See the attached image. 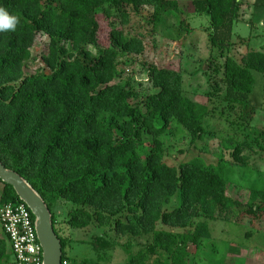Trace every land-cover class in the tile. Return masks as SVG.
Masks as SVG:
<instances>
[{"label":"trees","instance_id":"obj_1","mask_svg":"<svg viewBox=\"0 0 264 264\" xmlns=\"http://www.w3.org/2000/svg\"><path fill=\"white\" fill-rule=\"evenodd\" d=\"M242 3L190 1L196 14L209 16L210 50L222 59L209 79L214 101L239 108L243 123L254 114L252 71L264 75V47L239 60L227 53ZM0 6L20 20L15 31L0 32V161L48 206L62 262L80 264L65 254L67 241L56 228L54 211L61 201L71 205L68 226L91 231L78 242L97 256L121 245L126 264H190L189 245L211 237L210 221L232 215L260 224L264 232V187L250 188L245 209L227 193V165L249 170L242 154L246 142L219 140L232 148L231 159L219 154L215 163L201 157L170 163L176 158L166 142L172 127L182 128L196 144L214 135L204 124L218 105L191 98L181 71L169 67L146 65L147 87L121 79L118 60L141 54L144 43L117 22L129 23L128 7H150L154 24L174 17L180 30L190 32L177 0H0ZM252 6L261 11L264 0ZM100 18L108 27L105 43ZM40 35L47 37L41 56L46 71L27 73ZM0 185V208L22 202L11 185L1 179ZM110 232L125 241L120 244ZM11 255L3 234L0 264H15Z\"/></svg>","mask_w":264,"mask_h":264},{"label":"rangeland","instance_id":"obj_2","mask_svg":"<svg viewBox=\"0 0 264 264\" xmlns=\"http://www.w3.org/2000/svg\"><path fill=\"white\" fill-rule=\"evenodd\" d=\"M179 2L180 18L192 29L185 32L178 28V19L167 17L164 22L151 21L152 8L128 7L129 23L123 27L117 22V27L128 34L139 35L143 39L144 51L139 55H129L118 60L121 79L131 85L141 84L147 87L146 65L169 67L180 70L183 76V89L188 95L202 104H217L214 113L210 114L205 127L214 135L204 137L196 144H191L187 133L175 126L166 135L169 152L177 163L194 157H201L206 162L215 163L219 154L231 159V147L227 143L219 144V140L233 138L244 141L247 147L242 151L246 157L248 168L241 170L237 165H227L224 169L230 182L227 193L240 203L245 209L251 187H264V75L252 71L255 83L250 95L254 104V114L242 123L239 119L240 109H228L225 103L216 102L209 83L218 58L212 53L208 42L209 16L196 14L190 5L191 0H177ZM247 0L246 2H251ZM243 1L241 16L234 25L233 45L227 52L231 57L239 60L248 50H263L264 47V9L254 10L252 3ZM175 13V12H174ZM100 39L106 41L108 27L100 18ZM92 55L97 49L89 46ZM47 52V37L40 35L32 47L33 57L26 64V72L44 70L41 56ZM214 56V58H212ZM46 71V70H44ZM216 78V77H215ZM214 103H213V102ZM222 112V113H220ZM246 122V123H245ZM175 155V156H173ZM1 192V185H0ZM71 205L61 201L55 208L56 228L65 238V254L70 260L77 259L80 264H126L127 255L121 245L106 255L97 256L88 244L78 240H88L91 236L89 228L72 230L67 224V212ZM260 224H249L247 219L237 215L230 219H219L209 222L211 237L201 241L199 246L189 245L190 264H264V232L258 230ZM1 231V228H0ZM249 233V235H247ZM120 244L125 236L109 233ZM71 240V241H69ZM11 260H14L11 255ZM88 262V263H86Z\"/></svg>","mask_w":264,"mask_h":264},{"label":"water","instance_id":"obj_3","mask_svg":"<svg viewBox=\"0 0 264 264\" xmlns=\"http://www.w3.org/2000/svg\"><path fill=\"white\" fill-rule=\"evenodd\" d=\"M0 179L13 187L19 199L30 209L42 248V264H62V245L56 235L52 214L39 193L18 173L0 161Z\"/></svg>","mask_w":264,"mask_h":264},{"label":"built area","instance_id":"obj_4","mask_svg":"<svg viewBox=\"0 0 264 264\" xmlns=\"http://www.w3.org/2000/svg\"><path fill=\"white\" fill-rule=\"evenodd\" d=\"M0 228L7 238L15 264H42V248L34 217L24 202H9L0 208Z\"/></svg>","mask_w":264,"mask_h":264},{"label":"clouds","instance_id":"obj_5","mask_svg":"<svg viewBox=\"0 0 264 264\" xmlns=\"http://www.w3.org/2000/svg\"><path fill=\"white\" fill-rule=\"evenodd\" d=\"M20 23L19 17L9 12V10L0 6V32L15 31Z\"/></svg>","mask_w":264,"mask_h":264},{"label":"crops","instance_id":"obj_6","mask_svg":"<svg viewBox=\"0 0 264 264\" xmlns=\"http://www.w3.org/2000/svg\"><path fill=\"white\" fill-rule=\"evenodd\" d=\"M243 1L246 2L247 0H243ZM253 1H254V0H252L251 2H246V4L253 3ZM2 236H3V232L0 231V237H2Z\"/></svg>","mask_w":264,"mask_h":264}]
</instances>
